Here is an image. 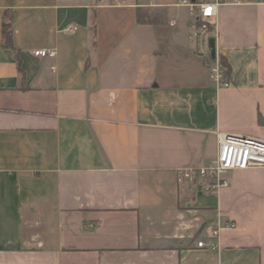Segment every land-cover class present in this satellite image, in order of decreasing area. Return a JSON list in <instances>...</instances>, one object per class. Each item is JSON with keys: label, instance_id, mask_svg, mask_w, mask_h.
<instances>
[{"label": "crops", "instance_id": "obj_1", "mask_svg": "<svg viewBox=\"0 0 264 264\" xmlns=\"http://www.w3.org/2000/svg\"><path fill=\"white\" fill-rule=\"evenodd\" d=\"M191 1L227 87L197 7L0 0V264L264 263V168L177 181L219 132L264 140V0Z\"/></svg>", "mask_w": 264, "mask_h": 264}, {"label": "built area", "instance_id": "obj_2", "mask_svg": "<svg viewBox=\"0 0 264 264\" xmlns=\"http://www.w3.org/2000/svg\"><path fill=\"white\" fill-rule=\"evenodd\" d=\"M124 0H114L122 3ZM178 4L189 7L191 11L198 8L196 14V27L193 35L201 44L208 41L213 29L212 18L216 14L218 3L199 2L191 0H178ZM35 56H54V49L38 48L32 50ZM208 68L211 81L216 86H229L226 80L225 67L216 56L210 57L208 51ZM218 152L216 159L208 166L186 167L177 172V181H189L193 184L205 183L206 190H213L227 186L226 174L234 170L264 168V140L244 134L222 133L217 134ZM208 180V181H206ZM206 181V182H204ZM232 224V223H231ZM217 231H213L215 235ZM197 246H204L203 241H198Z\"/></svg>", "mask_w": 264, "mask_h": 264}, {"label": "trees", "instance_id": "obj_3", "mask_svg": "<svg viewBox=\"0 0 264 264\" xmlns=\"http://www.w3.org/2000/svg\"><path fill=\"white\" fill-rule=\"evenodd\" d=\"M3 37H4V42L7 44V45H11V30H10V27L8 24H5L4 23V27H3ZM221 62L225 65H227V63L223 60V59H220ZM260 121H261V118H260ZM264 264V263H263Z\"/></svg>", "mask_w": 264, "mask_h": 264}, {"label": "water", "instance_id": "obj_4", "mask_svg": "<svg viewBox=\"0 0 264 264\" xmlns=\"http://www.w3.org/2000/svg\"><path fill=\"white\" fill-rule=\"evenodd\" d=\"M207 48L210 54V57L214 59L216 57V50H215V38L214 36H210L207 41Z\"/></svg>", "mask_w": 264, "mask_h": 264}, {"label": "rangeland", "instance_id": "obj_5", "mask_svg": "<svg viewBox=\"0 0 264 264\" xmlns=\"http://www.w3.org/2000/svg\"><path fill=\"white\" fill-rule=\"evenodd\" d=\"M196 27V26H195ZM195 30V29H194ZM196 42L201 45L202 50L204 51L203 54H205V62L208 63V48H207V42L201 44L198 40Z\"/></svg>", "mask_w": 264, "mask_h": 264}]
</instances>
